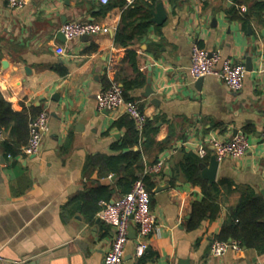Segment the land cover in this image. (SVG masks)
<instances>
[{"label": "crops", "instance_id": "crops-1", "mask_svg": "<svg viewBox=\"0 0 264 264\" xmlns=\"http://www.w3.org/2000/svg\"><path fill=\"white\" fill-rule=\"evenodd\" d=\"M136 1L30 0L18 10L0 0V90L15 111L27 110L35 117L43 109L50 113L37 155L23 147L9 156L0 145V264L18 259L102 264L113 229L101 219L97 197L102 186L112 191L110 201L122 195L126 174L101 172L89 165V158L118 155L113 145L127 129L117 124L126 115L124 107L99 109L96 100L113 82L123 86L125 79L136 77L128 51L136 53L137 69L146 80L130 95L154 123L147 134L156 142H169L163 149L142 143L134 147L142 151L144 169L156 158L164 162L161 172L151 174L156 183L151 208L161 235L152 237L138 256L132 226L122 264H264V253L255 249L229 250L220 257L211 253L242 191L253 189L264 199V12L248 25L234 18L241 6L250 9L264 0H143L153 5L151 18L162 2L167 19L158 25L150 18L147 33L135 34L133 44L125 46L116 42V35L127 10L142 5ZM142 6L138 16L143 17L147 6ZM69 21L95 22L109 32L59 39L60 28ZM194 46L245 66L251 57L254 68L247 71L242 90L232 91L215 76L200 84L194 80L189 73ZM149 72L156 94L148 98ZM153 97L159 105L151 102ZM246 126L254 130L248 134L250 151L240 159L219 161L216 182H232L223 189L219 215L189 230L193 203L203 194L185 179L180 163L188 154L198 155L199 146L212 137L228 140ZM5 132L4 141H9ZM210 153L201 167L209 164Z\"/></svg>", "mask_w": 264, "mask_h": 264}, {"label": "trees", "instance_id": "trees-1", "mask_svg": "<svg viewBox=\"0 0 264 264\" xmlns=\"http://www.w3.org/2000/svg\"><path fill=\"white\" fill-rule=\"evenodd\" d=\"M137 4L147 6L145 15L138 16L143 9L142 5L135 6L127 10L121 20L116 42L125 46L132 45L135 40V34L143 37L151 26V14L149 9L153 5L147 4L143 0H137ZM264 12V4L257 3L246 13L237 12L234 18L241 19L246 25L250 23L252 17H260ZM132 16L133 19L128 21L127 17ZM142 21L139 23V19ZM130 62L134 71L137 72L135 78L125 79L123 89L126 100H135L131 97L130 92L135 88L144 86L145 76L137 69L136 53L128 51ZM1 63V48H0ZM63 75L67 74V70H61ZM35 118L27 110L15 111L12 105L7 101L0 90V128L10 133V140L2 142V147L7 154H17L24 146L27 145L29 139V124ZM120 127H126L127 132L124 137L113 145V149L119 151L118 155L99 154L89 158V165L100 167L101 172H111L113 174H126L124 177V185H126L127 193L131 190L133 183L142 177L147 190L151 194L155 188L153 175H144L143 154L141 150H134L135 146L141 143L147 147L157 145L159 149H163L169 142V138L164 142H156L154 138L148 136L147 132L153 126L152 121L145 124L142 134L136 129L134 121L128 114L117 121ZM246 134L254 132L251 126H246L243 130ZM127 150V151H126ZM204 160L196 154H188L183 162L180 163L179 169L185 179L201 188L202 199L193 203L192 211L188 219L189 230H194L201 226L205 220L215 219L221 211V200L223 199V189L230 188L232 182L222 180L216 183H210L204 179L201 174V165ZM158 162L156 158L150 165ZM141 170V174L137 176V171ZM98 200L104 199L110 201L112 191L109 187H100ZM123 193V194H124ZM222 241L237 240L243 247L255 249L259 253H264V199L253 189H245L242 191L240 198L235 206L230 207L228 217L223 225L222 231L217 237Z\"/></svg>", "mask_w": 264, "mask_h": 264}, {"label": "built area", "instance_id": "built-area-1", "mask_svg": "<svg viewBox=\"0 0 264 264\" xmlns=\"http://www.w3.org/2000/svg\"><path fill=\"white\" fill-rule=\"evenodd\" d=\"M30 0H8L11 9H23ZM93 1V0H90ZM101 3H108L109 0H99ZM241 13H246V6L240 7ZM60 31L67 40H74L85 35H96L109 32L107 27L91 21H69L62 25ZM191 77L196 80L207 76H215L220 79L232 91H240L243 88L247 74L244 64L235 63L230 58H222L217 52H210L207 49L194 46L189 67ZM97 107L113 111L124 107L125 113L134 121L136 129L142 134L147 117L141 109L140 102L126 100L124 89L118 82H113L109 88L104 89L97 95ZM50 113L43 109L29 124V139L23 150L32 155L40 152L44 134L49 130ZM5 130L0 128V145L5 140ZM264 144V131L261 136ZM253 143L244 131L237 133L228 140L212 137L206 143L199 146L197 153L200 158H206L212 152L216 158L240 159L252 148ZM10 156V154H9ZM163 161L148 166L144 175L156 174L162 171ZM101 219L113 229V239L110 250L107 252L102 264H122L125 258L126 246L130 239L131 227H136V253L143 255L148 247L150 239L161 235V225L152 211L151 194L146 188L142 177H139L131 190L112 201L100 200ZM232 250L241 252L243 246L240 241H222L216 239L212 243L211 253L215 257L224 255ZM1 259V257H0Z\"/></svg>", "mask_w": 264, "mask_h": 264}, {"label": "water", "instance_id": "water-1", "mask_svg": "<svg viewBox=\"0 0 264 264\" xmlns=\"http://www.w3.org/2000/svg\"><path fill=\"white\" fill-rule=\"evenodd\" d=\"M151 13H152L151 21H153L154 23H156L158 25H162L167 19V13H166V10H165L162 2L157 3L156 7L151 11ZM83 37L86 38V37H89V35H85ZM58 38L62 39V40L65 39V36H64V34L61 31L58 33ZM5 64H6L5 61L2 62L3 66H5ZM246 65H247L246 66L247 71H252L253 70L254 65H253V59L251 57H249L247 59ZM150 71H151V69H150ZM203 79L204 78H199L198 79V83L200 84L201 81H203ZM155 94H156V92L152 88L151 72H149L148 78H147V87L145 89L144 96L149 98V97L154 96ZM58 98H59V93H57L53 97L54 100H58ZM151 102L153 104H156V105H159V103H160L159 99L156 98V97H153L151 99ZM201 168H202L201 174H202L203 178L208 180L210 183H215L216 179H217L218 168H219V160L216 158V156L212 155L211 158H210L209 164L208 165H204ZM169 187H170L169 185H167L166 187L159 186V187H157L155 189V192H158L160 190H163V189L169 188ZM131 237H133V236L131 235V231H130V238ZM134 237H135V235H134ZM246 248L247 247H245V249ZM15 262H16L15 264H36L37 260L25 261L24 259H18Z\"/></svg>", "mask_w": 264, "mask_h": 264}]
</instances>
